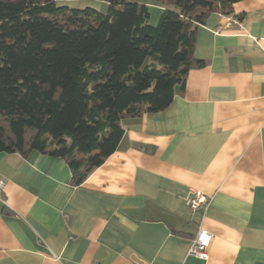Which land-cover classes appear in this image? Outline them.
<instances>
[{
    "label": "crops",
    "instance_id": "1",
    "mask_svg": "<svg viewBox=\"0 0 264 264\" xmlns=\"http://www.w3.org/2000/svg\"><path fill=\"white\" fill-rule=\"evenodd\" d=\"M195 53L206 65L165 110L123 118L82 184L63 157L0 152V264H264V0L210 15ZM201 224L208 259L189 254Z\"/></svg>",
    "mask_w": 264,
    "mask_h": 264
},
{
    "label": "trees",
    "instance_id": "2",
    "mask_svg": "<svg viewBox=\"0 0 264 264\" xmlns=\"http://www.w3.org/2000/svg\"><path fill=\"white\" fill-rule=\"evenodd\" d=\"M109 12L59 0H0V152L65 158L73 182L113 154L125 117L165 110L185 87L198 28L240 0H106Z\"/></svg>",
    "mask_w": 264,
    "mask_h": 264
},
{
    "label": "built area",
    "instance_id": "3",
    "mask_svg": "<svg viewBox=\"0 0 264 264\" xmlns=\"http://www.w3.org/2000/svg\"><path fill=\"white\" fill-rule=\"evenodd\" d=\"M2 185L3 182L0 181V199L3 198ZM210 201V196H208L202 191L192 189L187 197L186 203L193 213L202 212L204 214L208 205L210 204ZM213 238L214 233L211 232L209 229L203 227L201 224L197 234L192 240L191 246L189 248V254L202 259H208L209 247Z\"/></svg>",
    "mask_w": 264,
    "mask_h": 264
},
{
    "label": "rangeland",
    "instance_id": "4",
    "mask_svg": "<svg viewBox=\"0 0 264 264\" xmlns=\"http://www.w3.org/2000/svg\"><path fill=\"white\" fill-rule=\"evenodd\" d=\"M149 4L150 17L149 22L157 25L161 18L164 5L154 0H142ZM60 5H68L72 8L85 9L87 7L95 8L103 13L109 12V3L106 0H59Z\"/></svg>",
    "mask_w": 264,
    "mask_h": 264
}]
</instances>
